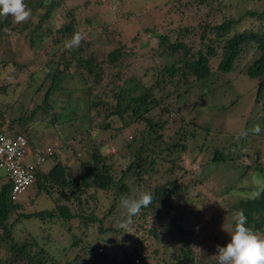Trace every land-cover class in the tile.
Segmentation results:
<instances>
[{
    "label": "trees",
    "instance_id": "16d2710c",
    "mask_svg": "<svg viewBox=\"0 0 264 264\" xmlns=\"http://www.w3.org/2000/svg\"><path fill=\"white\" fill-rule=\"evenodd\" d=\"M211 1L214 0H198V7L205 8ZM247 1L252 2L251 0ZM258 1L261 0L252 3ZM53 6H56L55 9L59 7L58 4L51 3L50 7H45L46 12H51ZM248 19L258 20L256 27L239 29V24ZM263 21L264 9L261 11L257 9L239 11L237 16H230L226 11L221 12L214 20L208 18L204 24L196 26L200 30L194 31H199L194 33L195 48L189 47L185 39L184 41L169 42L166 40L168 37L165 33L157 34L156 37L162 44H165L171 54L181 52V56L176 61L163 65L150 85L144 84L141 78L133 82L125 80L126 77L121 73V66L125 65L121 61L123 53L118 47L108 50L105 57L101 59H98L96 54L91 51V47H87V45L90 46L92 39L91 41L83 39L79 47L71 50L66 49L67 40L69 41L75 32H82L75 17L71 19L70 23L60 26L56 33L51 29L46 30L47 27H43L42 22L33 26V29H30V35L33 37L26 33L30 37V43L35 45L36 41L48 37L51 47L57 46V49L52 53L51 58L46 60L45 74L41 80H38V84L32 92L35 105L27 118L34 119L36 117L39 121H48L51 125L62 124L63 126V123L70 120L73 113L77 111L79 98L82 97L79 92L84 87L87 93L85 109L89 123L96 118V116L91 117L92 111L98 116L104 112L103 118L107 119V122L105 121L102 125L100 122L99 128H109L111 125L108 120L115 116L124 127L142 124L143 129H135L137 131L135 135L139 136L134 138L137 145L129 150V162L119 172V175H114L112 165L108 163V157L104 155L99 146L92 145V150L89 151L90 162L85 165L81 164L79 175L73 179H67L66 164L57 156L58 148L62 145L57 146L54 152L48 156L38 149H31L33 145H30L31 154L35 155V162L32 165L35 179L29 186L35 188L37 196L45 194L50 198L51 191L46 183L51 181L63 190L65 197L72 195L78 200V203L81 202L80 194L89 188L108 190L112 194L111 207L120 204L122 197H138L141 192H151L153 194L152 204L148 208H143L138 216L133 217L131 225L137 228L148 219L154 221L157 226H160V230H157V227H152L149 231L156 238L159 237L158 233L162 232L168 236L171 244L173 242L174 249H171L172 251L169 253L171 255L166 259L159 257V262L165 264H217L216 257L211 256L208 251L204 253L201 248L197 249L193 245L192 229L187 227V221L193 213L190 209L185 208L193 202L188 195L202 185L205 179L201 175V168L192 169L185 166L184 156L192 154L191 157L195 159L201 153V159H204L201 163L205 169L209 164L221 163L230 171L237 172L235 179L227 181L230 188L227 193L233 192L232 188L237 193L238 191L244 192L248 197H240L235 202L228 201L230 205L227 210L230 213L234 212L235 216L238 211L242 210L248 219L247 226L256 233H264V196L258 200L250 199L249 194L256 187L252 190L251 187H244L243 184H240L242 179L251 172L264 176V124L261 126L262 131L259 135L250 133L246 138L237 141L236 137L241 132H236L230 133L228 137L220 140L213 136L209 129L198 126L191 127L188 122L181 119L175 121L174 134L172 136L165 135L163 130L166 126V118L163 119L161 116L163 111H168L167 107H162L163 104H168L166 99L173 95L175 98H180L182 95V92L179 91L175 95L172 90H169V86H175L177 90L182 85L202 81L207 87H209L208 83H211L209 91L215 93L218 91L217 89L225 85L223 82H227V80L223 81L222 76L227 75L226 77H228L235 62L241 60L244 53L249 56L244 64L243 76L254 80L253 87L257 90L254 103L258 104L261 100L259 95L264 92ZM12 23L13 20L10 16L7 19L0 18V31ZM191 33L192 31L184 33V35ZM3 60L0 63L3 67L10 63L9 60ZM104 61L105 64L117 67L113 76L116 80L121 81L110 86L108 82L101 85L106 73L103 66ZM76 76L77 78H75ZM176 76L180 77V80L176 79ZM66 79L68 82L67 85H64ZM73 81H77L81 85L77 86ZM128 82L133 83V87L128 86ZM93 90H97V92L93 93ZM61 92L65 93L66 99L58 100L60 103H57L55 97ZM61 103H66L64 108L61 107ZM58 105L60 108L56 107L57 111L55 106ZM159 109L161 113L155 115L154 111ZM70 113L71 116H69ZM27 118L18 123L19 120L9 118L6 111L0 108V127L4 132L10 135L21 134L28 143H32L31 126L28 122L31 120H27ZM253 118L256 117L252 114L245 121L243 127L245 131L252 128L250 122ZM59 129L57 126L58 132H56L64 141ZM75 129L76 126L72 127V132ZM79 132L81 137H74L77 141L85 138L84 131L79 130ZM254 135L261 136V140L258 142ZM89 137L93 138L90 133ZM189 143L196 146L194 150L189 148ZM38 154L43 156L39 162L36 160ZM50 156L56 158L55 163L47 172H43L41 163ZM154 170H157L162 178L159 183L153 185L148 182L152 180L151 172ZM3 175L0 174V177ZM129 176H131V182L126 181ZM10 191L11 184L6 179L0 186V264H71L69 261L61 262L59 258L49 253L30 233H28L30 239L26 237L18 239L14 233V226L20 219L39 221L44 224L48 220L59 217L70 219L81 216L84 220L82 221L83 227L97 221L100 223L99 229L102 226V218L97 219L93 213L88 214L87 217L71 213L65 205L55 204L52 207L38 209L35 200L30 198L29 202L34 203V209L29 210L25 199H19V195L15 199H11ZM123 211L125 210L123 209ZM124 215L126 216L125 213ZM231 224L234 230L235 217ZM107 228L114 232L119 231L114 229L111 223ZM72 237V245L80 246L88 254L86 259L80 258L76 254L70 260L74 264L76 262H78L77 264H107L109 260H113L107 252H103L101 246L91 245L89 240L82 242L75 233ZM134 244L131 247V252L122 250L125 261L119 264L148 263L150 257L148 250L138 240L134 241ZM168 247L169 244L165 246L166 249ZM171 247L172 245L169 248ZM156 250L154 249L155 252ZM166 251L168 253V250Z\"/></svg>",
    "mask_w": 264,
    "mask_h": 264
},
{
    "label": "rangeland",
    "instance_id": "374dc122",
    "mask_svg": "<svg viewBox=\"0 0 264 264\" xmlns=\"http://www.w3.org/2000/svg\"><path fill=\"white\" fill-rule=\"evenodd\" d=\"M251 1L255 2L256 0ZM252 2L214 0L203 8L198 7V0H25L27 6L32 10L31 19L20 24L13 22L0 31V63L3 59V61H10L5 67L0 64V108L6 111L9 118L19 120L18 123H20L29 117V113L35 105L32 92L35 90L38 80H41L45 74L46 60L48 61L57 49V46L51 47L48 37L36 41L35 45L30 43V37H33L30 35V29L40 22L43 27H47L46 30L51 29L56 33L60 26L70 23L71 19L75 17L77 25L82 29L84 41L92 39L90 46L87 45V47H91V51L96 54L98 59L104 58L108 50L118 47L123 53L121 61L125 65L122 64L121 73L126 77L125 80L133 82L141 78L144 84L150 85L163 65L170 64L181 56V52L171 54L165 44H162L156 37L157 34L165 33L168 37L166 40L169 42L184 41L185 39L189 47L195 48L194 33L199 31H194L200 30L196 28L197 25L204 24L208 18L214 20L221 12L225 11L230 16H237L239 11L250 9L261 11L264 9V0ZM51 3L58 4L59 7L55 9L56 6H53L51 12H46L45 7H50ZM262 23L264 25V21ZM257 24L258 20L248 19L239 24V29L256 27ZM190 31L193 34L184 35ZM82 55L84 56V54ZM248 56L249 54L244 53L241 56L242 59L235 62L228 77H226L227 75L222 76L223 81L227 80V82H223L225 85L217 89L218 91L215 93L209 91L211 83H208L209 87H207L202 81L182 85L177 90L175 86H169V90H172L175 95L178 91L182 92V95L180 98H175L173 95L166 99L168 104L162 105V107L168 108V111H163L161 115L163 119L166 118L163 133L172 136L175 131V121L181 119L188 122L191 127L198 126L209 129L213 136L223 140L230 133L245 131L243 128L245 121L252 114L256 117L250 122L252 127L256 124L261 127L264 124V120H261L264 119V92L259 95L260 102L254 103L257 92L252 83L254 80L243 76L244 64ZM105 61L103 66L106 73L101 85L108 82L110 86L121 81L116 80L113 76L117 67L105 64ZM176 79L180 80V77L176 76ZM67 80L64 81V85H67ZM73 83L77 86L81 85L77 81H73ZM128 86L133 87V83L128 82ZM184 89L186 90L184 91ZM93 91V93L97 92V90ZM79 94L82 97L79 98L78 109L72 116L70 113V120L63 123V126L62 124L51 125L48 121H39L35 116L34 119L27 118V120H31L28 122L31 126L30 138L33 140L29 145H33L31 146L33 150L43 151L49 145L53 147L57 145V142L54 143V141L61 142L62 146L59 147L57 156L66 164L67 179H73L79 175L81 164L85 165L90 162L89 151L92 150V145L99 146L104 155L108 157V163L112 165L114 175H119V172L129 162V150L137 145L134 138L139 136L135 135L137 133L135 129L142 130L143 126L142 124L138 126L132 124L124 127L119 119L112 116L108 120L111 125L109 128H99L100 122H102L101 125L105 121L107 122V119L103 118L104 112L98 116L92 111L91 117L96 116V118L89 123L85 109L87 93L84 87ZM55 98L57 103H60L58 100L66 99V95L61 92ZM65 104L61 103V107L64 108ZM56 107L60 108V106H55L58 111ZM64 111L67 112V110ZM154 112H156L155 115L161 113L160 109ZM74 125L76 129L72 132ZM57 126L60 128L65 143L57 133ZM79 130L84 131L85 138L77 141L74 137H81ZM89 133L94 140L89 137ZM254 137L258 142L261 140V136L254 135ZM195 147L194 144L189 143L190 149L194 150ZM191 155H185L183 163L192 169L201 168V175L205 181L194 189L189 194L190 196L188 195L193 202L185 208L190 209L195 215L193 213L190 215L187 227L192 229L193 245L197 249L201 248L204 253L208 251L211 256L216 257L217 246L223 247L230 242V235L233 232L231 221L235 214L227 210L230 205L228 201L235 202L240 197H248V195L240 191L237 193L232 188L233 192L227 193L228 190L230 191L227 181L235 179L237 172L230 171L221 163L206 165L205 169L202 166L204 159H201V153L195 159ZM54 158L50 156L41 163L43 172H47L52 167L56 160ZM26 161L33 165L35 162L34 153L29 155ZM0 174L3 175L4 171L0 170ZM151 177L152 180L147 179L148 183L153 185L159 183L162 178L157 170L151 172ZM6 179L5 174L0 177V186ZM257 179L264 180V176L251 172L242 179L240 184H243L244 187H251L253 190L256 187ZM126 181L131 182V176L127 177ZM46 184L51 191L50 198L45 194L37 196L35 188L29 186L19 194V199H25L29 210L34 209V203L29 202V199L33 198L38 209L59 204L67 206L71 213L86 217L93 213L97 219H103L101 231L99 221L83 227L82 221L84 220L81 216L70 219L59 217L48 220L44 224L39 221L20 219L14 226V233L18 239L22 237L30 239L28 234L30 233L49 253L59 258L61 262L69 261L71 264H74L70 260L76 254L80 258L88 257V254L80 246L72 245L73 233L77 234L82 242L89 240L91 245L101 246L103 252H107L113 258L107 264L124 263L125 256H123L122 250L131 252V247L137 240L150 253L147 264H165L159 262V257L166 259L171 255L169 253L174 247L173 242L172 244L169 242L168 236L160 232L158 233L159 237L156 238L149 231L152 227H157L156 229L160 230V226H157L154 221L148 219L137 228L130 225L131 234L123 233V230L119 228V223L125 218V211L120 204L111 207L112 194L110 191L89 188L80 194L81 202L78 203V200L72 195L65 197L63 190L51 181ZM110 223L114 229L119 231L109 230L107 227ZM257 234L264 238V233ZM168 244L169 247L170 245L172 247L166 249L165 246ZM154 249H157L156 252ZM139 261L141 262V260Z\"/></svg>",
    "mask_w": 264,
    "mask_h": 264
},
{
    "label": "clouds",
    "instance_id": "9594fccd",
    "mask_svg": "<svg viewBox=\"0 0 264 264\" xmlns=\"http://www.w3.org/2000/svg\"><path fill=\"white\" fill-rule=\"evenodd\" d=\"M9 16L16 24L25 23L31 19L32 10L27 6L25 0H0V18L7 19ZM83 39V33L75 32L65 44V48L69 50L77 48ZM261 131L260 125L256 124L251 129L241 132L236 140L246 138L250 133L259 135ZM59 143L61 145V142ZM255 185L256 189L249 194V198L258 200L264 196V180L257 179ZM152 202L153 194L151 192H141L138 197L121 198L120 205L126 214L119 223V228L123 230V233L131 234L132 218L138 216L141 210L148 208ZM247 224L248 219L244 212L238 211L235 216L234 230L230 235V242L223 247L217 246V264H264V238Z\"/></svg>",
    "mask_w": 264,
    "mask_h": 264
},
{
    "label": "built area",
    "instance_id": "2783aa9c",
    "mask_svg": "<svg viewBox=\"0 0 264 264\" xmlns=\"http://www.w3.org/2000/svg\"><path fill=\"white\" fill-rule=\"evenodd\" d=\"M54 147L49 145L41 153L46 156L51 155L54 149L60 146L58 141ZM31 155V150L27 139L21 135H10L0 127V170H3L11 184L10 197L15 199L22 193L35 179L32 165L26 159ZM43 159L42 155H37V162Z\"/></svg>",
    "mask_w": 264,
    "mask_h": 264
}]
</instances>
